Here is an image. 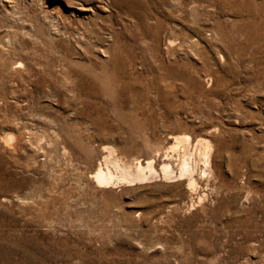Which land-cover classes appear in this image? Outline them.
I'll use <instances>...</instances> for the list:
<instances>
[{
  "label": "rangeland",
  "instance_id": "374dc122",
  "mask_svg": "<svg viewBox=\"0 0 264 264\" xmlns=\"http://www.w3.org/2000/svg\"><path fill=\"white\" fill-rule=\"evenodd\" d=\"M0 264H264V0H0Z\"/></svg>",
  "mask_w": 264,
  "mask_h": 264
},
{
  "label": "bare ground",
  "instance_id": "6f19581e",
  "mask_svg": "<svg viewBox=\"0 0 264 264\" xmlns=\"http://www.w3.org/2000/svg\"><path fill=\"white\" fill-rule=\"evenodd\" d=\"M80 2L83 4L84 3L87 4L89 2V0H80ZM79 7H81L80 11H82V12L87 11L88 12V8L85 7L84 5H81ZM176 140H177V142L180 141V139H176ZM208 148H209L208 144H205V151H207ZM187 155L188 154L183 156V159L181 160L182 161L181 162V169L186 174H192L193 168L191 169L188 166L189 164L187 163V161H188ZM118 168L122 172V175L118 178V180L121 181L122 183H126V184H132L134 182H144V181L150 180L153 177L157 176V173L152 166V162H148L146 168L142 167V165L139 164L135 168V170H131L130 168L120 167V166H118ZM162 172H163L165 178H168L169 176L172 175L171 169L167 165L162 167ZM95 180L97 181L98 185L111 186L114 184L115 177L113 176V174L111 173L110 170L104 171V170L100 169L95 175ZM189 183L191 186L193 185V182L190 181Z\"/></svg>",
  "mask_w": 264,
  "mask_h": 264
}]
</instances>
